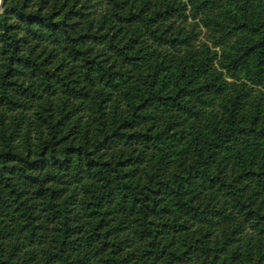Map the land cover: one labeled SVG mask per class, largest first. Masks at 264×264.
I'll return each instance as SVG.
<instances>
[{"label":"trees","instance_id":"16d2710c","mask_svg":"<svg viewBox=\"0 0 264 264\" xmlns=\"http://www.w3.org/2000/svg\"><path fill=\"white\" fill-rule=\"evenodd\" d=\"M0 264H264V0H3Z\"/></svg>","mask_w":264,"mask_h":264},{"label":"water","instance_id":"95a60500","mask_svg":"<svg viewBox=\"0 0 264 264\" xmlns=\"http://www.w3.org/2000/svg\"><path fill=\"white\" fill-rule=\"evenodd\" d=\"M2 6H3V0H0V11L2 9Z\"/></svg>","mask_w":264,"mask_h":264}]
</instances>
